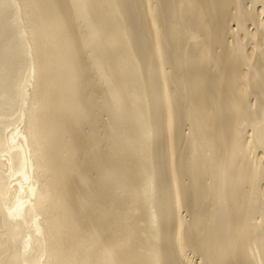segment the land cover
Segmentation results:
<instances>
[{"label":"bare ground","instance_id":"1","mask_svg":"<svg viewBox=\"0 0 264 264\" xmlns=\"http://www.w3.org/2000/svg\"><path fill=\"white\" fill-rule=\"evenodd\" d=\"M0 264H264V0H0Z\"/></svg>","mask_w":264,"mask_h":264}]
</instances>
